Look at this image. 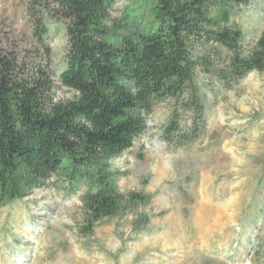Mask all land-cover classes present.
Returning <instances> with one entry per match:
<instances>
[{"label": "trees", "instance_id": "1", "mask_svg": "<svg viewBox=\"0 0 264 264\" xmlns=\"http://www.w3.org/2000/svg\"><path fill=\"white\" fill-rule=\"evenodd\" d=\"M118 1H28L37 39L48 19L63 25L58 81L73 100H56L52 74L30 73L0 31V202L25 198L56 173L86 178L84 235L149 201L121 191L110 161L146 132L158 103L170 104L164 140L186 146L204 134L206 90L264 73V32L247 47L229 0H127L117 20Z\"/></svg>", "mask_w": 264, "mask_h": 264}, {"label": "rangeland", "instance_id": "2", "mask_svg": "<svg viewBox=\"0 0 264 264\" xmlns=\"http://www.w3.org/2000/svg\"><path fill=\"white\" fill-rule=\"evenodd\" d=\"M28 1L0 0L3 44L30 73L52 74L56 100H73L76 93L58 81L63 25L48 19V34L37 39ZM127 6L119 0L112 16L120 19ZM228 6L245 45H253L264 32V0ZM212 87L199 139L167 143L170 104L161 102L146 132L110 161L121 191L149 201L92 234L80 231L86 178L56 173L25 198L0 202V264H264V73L252 72L232 89Z\"/></svg>", "mask_w": 264, "mask_h": 264}]
</instances>
